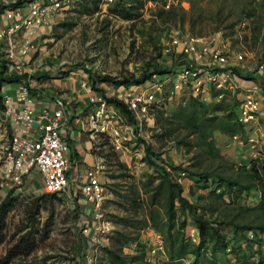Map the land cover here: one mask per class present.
Instances as JSON below:
<instances>
[{
    "label": "rangeland",
    "instance_id": "374dc122",
    "mask_svg": "<svg viewBox=\"0 0 264 264\" xmlns=\"http://www.w3.org/2000/svg\"><path fill=\"white\" fill-rule=\"evenodd\" d=\"M4 1L8 3L20 1L19 5H23L22 8H24L30 0ZM124 1L129 3L133 0ZM220 1L223 0H181L180 6L185 11L184 17L171 18L167 15L157 16V11L161 7L160 2L137 0L136 3H140L139 16L126 20L112 14L111 4L106 5L104 0H84V2L76 0L69 8L51 14V23L45 26L44 34L40 37L42 41L38 45L39 48L32 53V56L19 58L17 49H14L12 56L9 52H5L8 57L3 56L0 60L8 63L9 73L27 74L31 77L33 88L36 90L40 85L41 77L44 81L50 79L46 77L47 74L46 76L41 74V68L49 64L58 72L56 75L60 76L59 78L70 76L79 80L80 85L82 81L90 80V71L96 82V89L103 92L102 85L106 83V86L110 88L108 95L111 96L116 93L118 86L102 81L103 75L129 77L130 74H134L139 76L146 62L163 64L164 59L168 57L161 53V47L167 41L172 27H178L184 32L192 31L197 35H206L219 28L225 29L232 46L244 47L253 53L255 60L264 59V0H227L225 4L227 10L222 14L219 11L222 5ZM239 3L249 18L246 28L239 29L237 32V26L234 30L228 27L237 21L238 14L243 11L240 10V6H236ZM190 4H194V11L190 9ZM217 17L220 18L215 20ZM153 69L155 68L151 66L148 72L150 73ZM15 85L13 84V87H16L14 95L18 86ZM4 87L8 88V85ZM4 95L9 94L2 91V98ZM189 98L185 97L183 100L178 99L168 104L165 114L158 110V107H153L148 119L143 122L142 139L152 147L155 153L159 154V158L154 159L155 163L161 166L165 162L162 157L165 151L177 145L185 151L182 153L181 150L184 161L180 164L185 166L188 172H210L223 178L237 179L245 186L251 182L249 171L252 164L259 167L261 174L264 175V148L259 151L258 157L252 160V153L250 154L248 147L242 148L232 144L234 134L228 132L227 129L234 124V117L229 115L230 101L206 104L205 114L209 126L204 132L189 134L190 128L185 126L184 121L177 126L170 124L172 118H170L169 110L171 109L169 107L186 102ZM3 106L2 99L0 129L3 124L7 123L5 116L2 115V111L5 112V106L4 110ZM170 126L173 128L172 134L166 132ZM3 143L4 138H0V144L3 145ZM1 150L0 183L2 182L1 166L3 165L4 148ZM94 154L106 160L105 168L101 173L106 194L104 209L113 220L115 227L109 248L117 250L119 246L117 231L132 235L139 234V241L144 243L145 238L140 239V237L143 230V235L147 236L146 227H138L140 222L146 219L151 193L160 179L156 166L147 161L145 149L140 156H130L128 160L107 150L96 151ZM94 165L89 164L87 168ZM83 177L78 180V185L71 189L79 196ZM187 178L191 179L188 174ZM182 184H184L186 197L200 207L199 212L209 221L232 219L238 223L256 224L264 221V218L259 216V211L254 208L259 199L254 187L243 193L239 192L238 187L228 188L224 193L225 196L220 198L217 196L219 192L211 184L209 186H206L204 182L189 184L187 180ZM4 193L5 190H1L0 186V200L5 195ZM65 193L67 195L69 192ZM43 194L41 183L35 180L27 182L17 194L18 199L8 215L7 238L6 242L0 245V257L5 255L9 243L14 242L16 235L14 238L13 235L16 233V227L22 223L26 205H30ZM162 200L163 198L160 202ZM66 202L67 198L64 194L61 198L43 197L40 200L39 232L35 234L36 248L30 255L20 256L10 264H86L82 256L84 252L81 254L80 252L82 242L89 239L83 236L82 227L84 222L90 218H84L81 215L77 217L74 214L75 209L71 211ZM241 205L249 209L242 210L239 207ZM158 207L161 210L164 209L161 203H158ZM176 208L178 210L177 223L183 221L184 216L179 212L178 203H176ZM185 222L184 237L192 244L199 243L197 224L188 216L185 217ZM219 227L223 232L229 229L230 244L235 249L233 256L228 258L224 256L229 264L263 263L264 238H261V241L241 243L240 237L243 233L237 232L232 225ZM209 237L208 235L206 240ZM208 256L210 257L209 252ZM185 261L190 263L192 259L187 258ZM114 262L115 259L108 253V250L104 249L100 254V264H114ZM210 264L223 263L215 258Z\"/></svg>",
    "mask_w": 264,
    "mask_h": 264
},
{
    "label": "built area",
    "instance_id": "2783aa9c",
    "mask_svg": "<svg viewBox=\"0 0 264 264\" xmlns=\"http://www.w3.org/2000/svg\"><path fill=\"white\" fill-rule=\"evenodd\" d=\"M75 1L30 0L26 13L22 11L23 5H14L15 2L9 5L0 1V9L4 11L6 19L11 21V24L0 29V40L6 42V52L12 56L14 49H17V55L22 59L30 52H35L42 41V28L51 23V14L69 8ZM178 1L167 0L160 5L167 9L172 4H178ZM113 2L114 0H104L106 5ZM247 25V18L241 19L237 24V32L239 29L244 30ZM20 32L24 36L18 42L16 36ZM161 50L168 57L163 62L166 65L164 71L151 70L144 83L120 86L111 95L126 104L127 112H122L109 103L106 100L108 92L104 89L103 92L95 90L89 79L81 82L90 105L84 128L92 151L107 150L117 156L124 153L132 157L140 156L144 152V145L139 141L142 139V124L148 119L153 107H165L185 97H193L204 104L221 102L227 92L236 93L239 88L236 71L248 74L236 121L242 126L256 125L261 106L257 96L261 88L256 77L264 75V59L255 60L253 53L244 47L232 46L226 30L220 28L206 35H197L172 27ZM51 68L50 65L47 69L42 67L41 72L45 73ZM32 89L33 80L27 76L18 84L15 95L3 96L5 115L11 117L12 122L11 135L2 155L4 172L0 186L18 194L27 180H37L41 183L44 194L61 196L69 186L67 173L71 166L70 146L62 134L69 119L68 108L72 99L64 94H57L53 108L45 106L36 109ZM232 137L240 145L245 144L239 134ZM247 142L253 149V158H257L259 152L254 147L255 139H248ZM105 161L102 158L94 166L87 168L81 184V195L92 205L91 218L82 227L83 236L89 239L83 241L87 251L82 256L87 264H100V254L109 246L115 228L113 220L104 209L106 194L101 173L105 168ZM161 167L176 183L182 184L187 176L184 168L175 171L166 162ZM212 185L219 192L217 183ZM227 232L229 229L224 233ZM257 238H264V232L247 229L243 232L241 243L252 242ZM144 243V257L148 263L159 264L163 261L165 243L160 233L155 231L147 235ZM136 247L137 242H132L127 250L134 253ZM262 248L264 250V245ZM225 253L227 258L233 256L230 243Z\"/></svg>",
    "mask_w": 264,
    "mask_h": 264
},
{
    "label": "trees",
    "instance_id": "16d2710c",
    "mask_svg": "<svg viewBox=\"0 0 264 264\" xmlns=\"http://www.w3.org/2000/svg\"><path fill=\"white\" fill-rule=\"evenodd\" d=\"M84 2V0H81ZM137 0L130 1L129 3L124 0H115L114 3H111L110 12L122 19L132 20L135 17L139 16V2L136 3ZM150 2H160L159 4H164L167 0H147ZM221 7L219 8L220 13L225 12L227 0L220 1ZM181 0L178 1V4H172L169 8L165 9L162 6L157 11V16L161 17L163 15L176 17L182 16L184 17L185 11L180 6ZM19 5L20 1L15 2L14 5ZM195 4V3H194ZM194 4H190V9L194 11ZM235 4V3H234ZM240 10L244 9L239 5ZM218 16V15H217ZM193 19H195L192 16ZM220 17L215 18L218 20ZM243 18H249L248 14L243 10L238 14L237 21H234L228 28L234 30L236 29L237 24ZM198 21L197 19H195ZM194 21V20H193ZM258 28V27H257ZM227 32V31H226ZM254 32L255 29H254ZM263 32H264V24H263ZM191 33H193L191 31ZM153 66L155 69L152 71L160 72L166 69V65L163 63H153L150 64L146 62L142 66V70L139 76H135L134 74H130L129 77H117L110 76L108 74H104L102 77V81H108L117 86L127 87L129 85H139L144 83L148 77V70ZM239 73V72H238ZM91 77L90 81L95 90V80L92 73L89 71ZM27 74L18 75L16 73H9V65L6 61H0V102H2V87L4 83L8 82H22L25 78H27ZM261 88L263 89L264 94V77H261L258 81ZM32 92V90H31ZM106 100L109 103L114 104L120 111L127 112L126 104L116 96H108ZM218 104V103H217ZM223 105V104H221ZM232 106V105H230ZM163 114H165L166 109L168 107H164L163 105L158 107ZM206 105L199 100L190 97L188 101H184L176 107L172 105L169 107L170 118H172L171 125L177 126L180 122L184 121V124L189 129V134L191 133H201L204 132L205 128L209 126L208 120L206 117ZM4 110V106H3ZM230 116H234V111L230 109ZM228 132L234 134L241 130L240 125L235 122L234 124L227 128ZM168 134L173 133V128L170 126L169 130H167ZM140 143H143L146 159L151 165H155L157 168V172L159 173L160 179L153 189L150 200H149V208L146 215V219L141 221L138 228L142 227H150L154 229L156 232L160 233L163 237L165 243V254L166 259L161 261L160 264H210L213 259H217L223 264H229L226 257V247L230 240H227V233H224L219 226H230L232 225L237 232L243 233L247 229H257L260 232H264V221L261 223H238L234 222L232 219H226L223 221L216 220H207L205 217L201 215L199 212L200 207L196 204L192 203L188 197L184 194V189L181 183L174 182L168 175V173L164 170L163 167L157 165L154 159L159 158V154L155 153L152 150V147L147 144L143 139H139ZM182 143V141L180 142ZM172 169L177 171L181 168L187 172L188 176L192 179H196L198 182H204L206 186L210 184L217 183L218 188L220 189L223 186H226V189L217 194L218 197L223 198L226 190L233 189L238 187L240 193L243 191L247 192L250 188L254 187L255 191L259 194V199L257 205L254 207L259 211V216L264 218V175L261 174L259 167H256L254 164L251 165V169L249 171L251 182L248 185H242L237 179H228L223 178L219 175H214L210 172H188V170L182 166L171 164ZM213 191V190H211ZM17 194H14L13 190L7 191L6 195L0 200V245L6 242L7 238V225H8V215L9 212L14 208L15 202L18 199ZM43 197L55 198L54 194H43L39 196L35 201H32L30 205H26L24 208V216L22 219V223L16 227L15 234L16 238L13 243H9V247L7 248L5 255L0 257V264H10L14 263V260L20 256H28L30 255L37 245V239L35 234L39 232V214L41 211L40 200ZM163 198L162 202H160L161 198ZM158 203H161L164 207L161 210L158 207ZM176 203H178L179 212L184 216V220L181 222H177L178 210L176 208ZM242 210H248L249 207H245L243 205L239 206ZM192 218L198 226L199 230V243L192 244L184 237L185 231V217ZM114 232V231H113ZM118 233V243L119 246L117 250L109 248L111 243L105 249L108 250V253L115 259L114 264H150L145 260V244L139 241V234L132 235L130 233H125L124 231H117ZM210 236L208 240H206L207 236ZM243 234L240 238H242ZM12 238V239H13ZM112 238V236H111ZM255 241H261L260 238L255 239ZM129 242H137V247L134 253H125L124 247L128 246ZM84 243V242H83ZM81 246H83L81 244ZM233 247V251H234ZM208 252L210 253V257L208 256ZM225 256V257H224ZM189 257H192V262L187 263L185 260ZM227 258V257H226Z\"/></svg>",
    "mask_w": 264,
    "mask_h": 264
},
{
    "label": "crops",
    "instance_id": "0c3cea01",
    "mask_svg": "<svg viewBox=\"0 0 264 264\" xmlns=\"http://www.w3.org/2000/svg\"><path fill=\"white\" fill-rule=\"evenodd\" d=\"M2 2L5 3L4 0H0ZM7 4H11L6 2ZM22 11L24 13H26L27 11V6H25ZM9 24H11V21L6 19L5 13L2 9H0V29L8 26ZM45 27H43V32ZM42 29L39 31L41 32ZM23 33L20 32L17 34L16 36V40L19 42L21 40V38L23 37ZM7 51V45L6 42L4 40H0V59L3 56L7 57V54H5V52ZM32 53L35 52H30L29 55L32 56ZM5 54V55H4ZM28 55V57H29ZM1 61V60H0ZM13 66V64H11ZM46 69L49 67V64L44 66ZM42 69V68H41ZM238 76H237V83L239 85V88L237 89L236 93H230L227 92L225 99H223V101L221 102H211L208 103L209 104H219L222 103L224 101H230V109H232L234 111V120L236 121V115L239 109V104L241 99L243 98L244 95V91L243 88L246 85V79H248V74H244V71H236ZM239 72V73H238ZM41 74L43 76H46L47 74V80H43L42 77L39 80L40 85H38V90H36L35 88L32 89V95L34 98V102H35V106L36 109H40L41 107H49V108H53L54 107V98L56 97L57 94H64L67 97H70L72 99V102L68 108V115H69V119L68 122L64 125V130H63V139L67 140V142L69 143L70 146V160H71V166L70 169L68 170V183L69 186L66 190V192L68 193L66 195V193H64V196H66L67 198V202L66 204L70 207L71 211L74 210V214L77 215V217L79 215L83 216L84 218L87 217L88 219L91 218V214H92V205L90 202L86 201L85 198L82 195H77L76 191H71L72 187H75L76 185H78V180L84 176L85 170L87 169V167L89 166V164L94 165L95 163H97L98 161L101 160V157H96V155L94 154L95 152L92 151L91 149V145L87 136V133L85 131L84 128V123H85V118L86 115L90 109V105L88 104L87 101V96L85 95V93H83V89L81 88V85L79 84L80 81L77 79H73L72 77L68 76V77H64V78H59L56 73L54 72V69H50L45 73ZM50 76V77H49ZM261 77H264V75H257V80H260ZM12 83V84H11ZM20 82H6L3 84L2 87V91L4 93H8L9 96H13L14 92H15V88L13 87V84H16L15 86H17ZM105 85L103 86V89L108 92L110 90L109 86H106L107 84L104 83ZM4 85H8V88H5ZM41 87V88H40ZM120 86H118L119 88ZM261 88V86H260ZM118 90V89H117ZM116 92V91H115ZM258 98L260 99V112H259V120L256 123V125H245L241 127V130L234 133L235 134H239L240 137L243 139V141H245L244 145H240L239 143L235 142L233 140L232 137V144L233 145H238L239 147H248L250 154L253 153V149L250 147V144H248V139H255V144L254 147L256 148V151H262V149L264 148V94H263V89L261 88V90L258 92L257 94ZM206 105V104H205ZM176 106V105H174ZM2 115L5 116L6 118V125L3 124L2 128L0 129V138H4V143L3 145L0 144V147L3 149L8 141L9 136L11 135V122L12 119L11 117H7L5 115V112L2 111ZM8 125H9V136H8ZM239 125V124H238ZM251 131V132H249ZM246 132V134H245ZM5 144V145H4ZM141 145H143V143H141ZM1 148H0V153H1ZM181 150L182 153H184L185 151L183 149H181V147H178L177 145L175 147H172L169 150L165 151V154L162 156L164 158L165 162H168L169 164H180L184 161V159H182V155H181ZM252 156V155H251ZM119 157H121L122 159H127L129 154H121L119 155ZM1 158V156H0ZM1 160V159H0ZM252 160H253V156H252ZM1 162V161H0ZM94 162V164H93ZM1 172H2V180H3V165L1 166ZM91 167V166H90ZM187 180V183L192 184L193 182H198L196 179H189L191 181L188 180V178L184 179L183 181L185 182ZM37 181V180H35ZM27 182H29V180H27ZM198 184H201V182H198ZM212 185V184H211ZM182 186L184 187V184H182ZM226 189V186H223L219 189V193L221 192L220 190ZM1 190H5V195L7 193V189L2 187ZM4 195V196H5ZM3 196V197H4ZM62 196V195H61ZM61 196H56V198H61ZM225 196V194H224ZM223 196V197H224ZM259 196V194H258ZM147 235L152 234L153 232H155L154 229L147 227L146 229ZM198 230V228H197ZM144 230L141 231V237L140 239L145 238V236L143 235ZM82 250L80 252L81 253H85L87 251L85 244L82 242ZM124 252L125 253H131L127 250V247H124ZM166 257V255H165ZM165 257L163 258V260L165 259ZM192 259V257H189ZM87 264V263H86Z\"/></svg>",
    "mask_w": 264,
    "mask_h": 264
}]
</instances>
